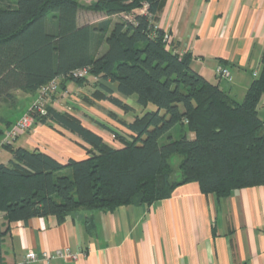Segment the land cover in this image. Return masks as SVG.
<instances>
[{"label": "trees", "instance_id": "trees-1", "mask_svg": "<svg viewBox=\"0 0 264 264\" xmlns=\"http://www.w3.org/2000/svg\"><path fill=\"white\" fill-rule=\"evenodd\" d=\"M161 7L162 0H90L84 9L103 18L81 25L78 0H0V102L56 80L60 92L74 85L70 96L85 106H109L107 116L127 131L90 119L113 146L72 111L53 108L52 95L34 125L75 136L86 158L61 164L15 141L1 147L10 157L0 163V256L12 223L49 216L61 223L80 210L150 206L189 183L216 199L264 186V121L257 112L264 54L238 103L192 70L189 52H175L157 26ZM78 70L85 76L73 77ZM13 124L0 127V140ZM173 156L181 157L175 178Z\"/></svg>", "mask_w": 264, "mask_h": 264}, {"label": "crops", "instance_id": "crops-1", "mask_svg": "<svg viewBox=\"0 0 264 264\" xmlns=\"http://www.w3.org/2000/svg\"><path fill=\"white\" fill-rule=\"evenodd\" d=\"M157 26L170 36L176 53L192 55L193 71L242 102L261 70L264 0H162ZM217 66L227 69L229 78L217 77ZM68 88L76 87L69 84L66 92L71 91ZM63 102V97L55 99L52 107L74 113L75 106L83 105ZM6 106L1 109L5 112L0 117L2 128L28 110L9 113ZM257 112L264 121V94ZM84 115L75 114L105 142L112 140L90 124L87 117H92ZM17 142L61 164L86 158L75 136L41 125L20 134ZM59 250L71 258L56 257ZM29 251L37 255L34 264H264V186L235 190L227 198L216 199L202 194L197 183H189L150 206H122L112 212L80 210L61 223L49 216L10 224L0 264H18ZM44 253L51 257L45 259Z\"/></svg>", "mask_w": 264, "mask_h": 264}, {"label": "rangeland", "instance_id": "rangeland-1", "mask_svg": "<svg viewBox=\"0 0 264 264\" xmlns=\"http://www.w3.org/2000/svg\"><path fill=\"white\" fill-rule=\"evenodd\" d=\"M7 1L12 3V4L15 2V0H7ZM78 1L80 2V5L82 7L78 12V24H81V25L82 24H93V23H95V22H97L103 18V14H101V13H95V12L87 11L86 9H84L85 6H87L89 4L88 2H86L84 0H78ZM115 19L116 20L121 19V17H116ZM90 81H93V79H90ZM72 86L74 87V85H71V87ZM69 90H71V91L66 93V92H60L57 89V93L54 94L55 99H62V97H63V99H64L63 104H65V105H70L71 103H74L71 96H70L74 90H72V89H69ZM85 90H86V88H84L82 91L85 92ZM61 94H64V95L61 96ZM24 96H25L24 93L15 92L14 93L15 99H14L13 103L2 104L3 102H0V117L3 116L5 113V112H2V110H1L4 105H7L6 108H8L7 110L9 113H13L14 111H17V110L29 109L33 105V103L35 102V100L37 98L36 94L35 95L28 94L25 99H24ZM116 96L120 97L126 104L133 107L134 109L137 108V105L135 104V102L133 100L123 98V97L119 96L118 94H116ZM65 105H63V106H65ZM75 107H76V109H74V114H77V116L82 117V118H86L84 113H87L94 120L105 123L109 127L118 129L119 132L124 134V132L121 131L120 128L118 127L117 123L112 121L107 116L106 112H107V109L110 107L106 106L105 104L98 105V106L96 105L93 107H85V106L80 104V107L78 105ZM126 118H127V116H126ZM87 119L90 121L91 118L87 117ZM2 122H4V120ZM108 135L111 137L110 134H108ZM108 143L112 144V141L109 140ZM15 144L20 145L19 142L15 143ZM9 157H10V155L7 152L0 149V163H6V161ZM180 160H181L180 156H173L170 159V166L172 167V169L174 171L171 178H175L176 172H177V166H178V163Z\"/></svg>", "mask_w": 264, "mask_h": 264}, {"label": "built area", "instance_id": "built-area-1", "mask_svg": "<svg viewBox=\"0 0 264 264\" xmlns=\"http://www.w3.org/2000/svg\"><path fill=\"white\" fill-rule=\"evenodd\" d=\"M165 40L169 37L165 35ZM86 72L84 70H78L72 73V76L75 78H81L85 76ZM215 74L217 77L221 79H227L230 76V73L227 69L217 66L215 69ZM58 83L57 81H52L49 84L42 86L36 93L37 98L33 105L9 128L7 129L2 139L0 140V149L3 145L14 142L17 137L29 131L34 126V116H44L46 115V104L49 102V99L52 95L57 92ZM56 257L61 258H71L69 253L65 250H59L54 253ZM43 257L45 259H49L51 256L49 254L44 253ZM37 261V255L29 251L18 264H34Z\"/></svg>", "mask_w": 264, "mask_h": 264}]
</instances>
